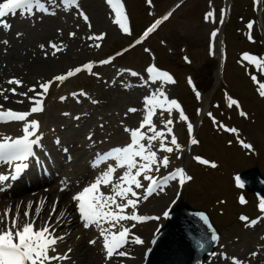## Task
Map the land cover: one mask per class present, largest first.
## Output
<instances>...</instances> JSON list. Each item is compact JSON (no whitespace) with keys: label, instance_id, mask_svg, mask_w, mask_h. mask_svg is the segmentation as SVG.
<instances>
[{"label":"snow or ice","instance_id":"obj_1","mask_svg":"<svg viewBox=\"0 0 264 264\" xmlns=\"http://www.w3.org/2000/svg\"><path fill=\"white\" fill-rule=\"evenodd\" d=\"M151 3V0H148ZM110 6V14L114 17V23L124 33H130L128 15L125 10V5L122 0H106ZM211 4V0H209ZM253 7L258 10H264V0H253ZM24 17L25 20L32 26L36 23L43 24L46 19L58 17L81 18L88 29H92L93 25L89 14L82 7V0H0V49L3 52L8 51L10 44L9 35L12 34V23L9 18L17 16ZM172 15L168 12L166 15L155 20L143 32L141 37L135 41L136 44L141 43L150 33H152L162 21L167 20ZM204 19L214 21V12L209 10L205 13ZM224 22L223 10L220 17V23ZM80 25L76 24V28ZM249 33L253 29V21H248L246 25ZM219 28H215L211 32V37L214 39ZM57 32L62 34L63 30L57 28ZM16 38L24 35L22 31H15L13 34ZM69 36L75 37L76 32L70 31ZM106 33H93L88 36L89 40L101 41ZM249 40H253L251 34L248 35ZM44 50L50 48L53 51H43V55L47 57L49 54L55 56L62 48L67 45L60 41L59 44L54 41H49L48 44L41 43L38 45ZM96 47H100L99 43H95ZM133 45H129L131 48ZM128 49H122L116 53L117 56ZM145 51H150L145 49ZM210 54L215 55V52L210 46ZM241 63L247 62L251 67L257 70V73L264 75V56L251 54L248 51L241 53ZM185 61L189 62L187 56ZM113 60L112 56L98 62L89 61L79 66L71 67L65 72L53 75L49 79L41 78L40 81L29 85L24 84V81L17 76L10 77L6 83L13 85L9 88L0 87V97L4 101H8L9 96L5 93L10 92L14 95L25 97L31 102L28 110H13L5 108L0 104V124L8 122H21L20 134L15 136L3 135L0 136V165H6L8 171H0V192L11 188L12 182H15L26 171L33 162L30 158H36L38 162V152L46 151L42 138L45 132L42 130V123L39 118L33 114H41L45 111L44 99L49 93L50 86L57 82V86L65 82L68 78L74 77L82 70L98 76L94 72V64H107ZM121 73L128 72L131 77L138 78L140 87H148V94L143 95L142 104L139 108L129 107L124 113L127 117L129 113L140 112L142 118L137 122L136 126H129L120 121L124 140L112 142L107 135L103 138L93 139L94 133H87V140L90 142V168L95 172V175L90 182L86 183L79 191L74 192L71 196V201L74 202L75 211L78 213V220L81 222L82 228L85 230H96L98 235L88 241L89 244L96 245L97 240L101 241V252L103 253L104 264H112L113 258H124L130 256L127 246L134 243L144 245L145 241L140 235L132 232L137 226V223H143L149 220H160L169 218L171 215V205H175L180 198V189L186 182L191 181L193 177L189 175L185 168L177 166L169 170L171 159L170 156L180 159L182 153V145L178 143L177 136L173 134V113L178 112V118L182 121H189V117L185 114V110L181 103L176 98H170L166 90L169 84H175L176 80L173 75L157 66L155 58L143 70L144 74L132 69H121ZM119 75V73H118ZM250 79L258 86L257 91L260 97L264 98V81L258 79L256 73H249ZM189 85H192L195 97L200 99L201 93L196 90L192 78L187 80ZM115 83V82H113ZM123 83V81H121ZM23 85L27 90L18 91V86ZM125 88L133 87L130 83H124ZM39 89V90H38ZM32 93V95H29ZM229 106L235 105L239 107V101L231 95L225 93ZM73 97H87L92 100V103H98L93 100L89 94L83 89L79 93L72 92ZM59 99L64 101L65 96H60ZM17 103H23V100H18ZM199 109L197 112L199 113ZM165 113L167 114L165 118ZM242 116L247 113L241 111ZM65 116H70V113H63ZM207 115L212 118L213 123H217L212 112ZM154 117H157L159 122L164 127H158L154 122ZM79 119V117H74ZM220 128H225L223 124L218 125ZM103 128V125H100ZM228 132L235 133L236 128H226ZM55 132L54 129H49ZM187 131L189 134L193 131V124L187 123ZM169 134H171L169 136ZM54 144L61 148L65 153H68L67 147L61 144L59 136L54 137ZM245 149H252L250 143L239 141ZM191 144L195 145L198 140L192 138ZM231 143V141H229ZM161 153H164L161 155ZM69 161L71 155L66 157ZM196 161L204 165L211 163L212 167H216L214 162L203 159L200 155L194 157ZM165 170V174H161V169ZM99 169V171H95ZM235 184L240 188L245 187V181L241 176L234 177ZM8 182V183H6ZM146 182V183H145ZM174 182L175 192L171 199L170 205L165 207L160 215L150 216L140 214L139 205L142 200L147 201L154 193L159 195L165 192V189ZM67 178L61 181L62 189L69 187ZM104 188L110 189L104 191ZM259 195V194H258ZM241 204L246 203L245 196L239 197ZM33 201H29L25 206L24 212L21 214L20 205L15 206L13 212L11 206L6 207L4 212L0 214V264H65L70 262L69 253L73 251L68 247L66 251H59L60 245L65 242L69 236L67 231L58 232L61 224L65 223L66 212L59 211L57 214L56 201L52 202V208L47 218L45 219L41 213L46 203L45 200H39L36 203L33 212ZM258 207L261 213H264V195L259 196ZM207 226L210 230V235L202 233L199 238H194V244L197 249L206 250V244L211 242L219 243L220 235L209 221V217L203 211H198L193 214ZM262 216H257L255 219H249L246 215H241L240 219L246 221L245 227L255 226L260 221ZM70 223V221H69ZM159 232V226L156 229ZM152 244L157 243L154 237ZM219 247L224 249L225 246L220 244ZM258 248L264 250V245H258ZM152 249L148 248L147 252ZM145 253V255L147 254ZM216 258V264H252L251 261L241 258L235 254H229L226 250L213 252L211 254ZM257 251H250L248 256L256 257ZM122 264V262H121Z\"/></svg>","mask_w":264,"mask_h":264},{"label":"rangeland","instance_id":"obj_2","mask_svg":"<svg viewBox=\"0 0 264 264\" xmlns=\"http://www.w3.org/2000/svg\"><path fill=\"white\" fill-rule=\"evenodd\" d=\"M130 19L128 20L130 33H124L120 30L118 25L109 26L108 29L105 27L101 32L106 33L105 37L101 40L103 44L98 48L94 55L86 59V62L106 59L115 50L119 49L123 45L130 43L136 35L148 24L150 20H157L160 17L166 15L171 7L179 0H125ZM147 4L148 9L144 8ZM231 4L233 7L232 18L235 17L237 21L228 23L229 27L226 30V21L228 19L229 11L231 10ZM82 7L87 14L90 16L92 22V29H88L86 24L82 21V32L92 33L100 32L97 26L100 21L102 10L105 8L104 0H82ZM105 10V9H104ZM209 10L214 12V21L205 20V13ZM223 10L224 22L220 23V17ZM172 15L165 21L161 22L159 28L154 31L153 34L149 35L142 44L136 47L132 52L127 54L126 57L117 58L110 61L107 64L95 63L94 72L98 73V76H94L88 73L86 70L81 71L80 74L74 77L68 78L62 84H57L51 89L47 101L45 104V111L43 118H45V131L54 129L55 133L62 137L67 134L69 141H66L74 148H77L78 140H86L87 133L89 131L95 133L93 139L103 138L106 135L111 138L112 142H119V138L115 134L120 128V121H124L126 125L136 126L138 120L141 119V114L129 113L127 117L124 113L129 107L139 108L142 104V97L148 94V87H140L138 78L131 77L128 72L121 73V69H132L139 71L141 74L145 67L152 62L153 57L155 63L159 66L172 70L173 77L176 80L175 84H169L166 88L170 98H176L184 107H189L192 112V107L195 105V101L192 98L186 97L188 82L185 80L186 73H189V67L182 64V58L176 57L178 52L175 51L168 43V37L166 35L176 34V30L173 29L175 26L178 31L186 35L185 44L191 45V51H189L190 63L202 64L208 57L207 45L212 47L215 52L213 57H216L214 62L211 63L210 67H213V74H208L205 69L195 68V72L207 86H211V79L214 81L213 88H209L208 91L201 93L199 101L200 111L203 110L208 112L213 109V116L216 118L217 123H213L211 117L207 116L203 121L201 116L203 115L200 111L196 116L190 117L189 113L185 110V114L189 117V121H182L178 118V112L173 113V134L177 136V141L182 147L183 160L179 162L184 167L194 163L192 156H196L199 153L207 156L211 162L216 164V167L203 166L202 163L195 162L190 168V173L193 177L190 184L185 185L180 189V198L186 199L196 208H204L210 210L209 207L213 204L212 214L215 219V223L220 229H225L224 244L228 245L227 250L230 254L238 255L241 258H245L252 262V264H264V261H260V257H264V250L258 248V245H264V219L259 221V225L256 228L253 226L243 227L242 224L234 226L233 221L237 220V212L249 210L253 212L255 198L252 193L247 192L246 197L248 199L247 206H239L236 202V193L234 189L233 179L234 173L238 174L241 170L254 166L255 164L260 167L264 173V98L260 97L256 91L255 83L250 79V71L239 64V59H242L241 53L248 51L251 54L264 56V34L262 33L258 37L260 29L263 32L264 28V12L261 20L258 21L257 10L253 7V0H184L176 9L170 11ZM105 13V11H104ZM242 21L238 22V17ZM253 21V29L251 33L247 29L246 25L248 21ZM14 18L10 19L13 22ZM66 21V22H65ZM66 17L49 18L44 21L43 24L36 23L32 26L28 22L21 24L25 25L27 31H34L35 29L45 30L47 27L52 25H63L66 27ZM18 21L13 23L12 34L9 35L10 43L13 42L15 37L13 34L15 31H21V28L16 26ZM215 28H219L217 36L213 39L211 32ZM240 28L241 31H245L244 38L251 34L253 40L252 45L248 43H242L238 37L243 36L242 34H234V30ZM68 28L66 33H69ZM107 30V31H106ZM226 34V36H225ZM24 36V35H23ZM225 36V38H224ZM165 39L161 42V40ZM228 42L226 52V64L224 69V78L220 65L223 63L224 56V40ZM19 42L22 38L18 39ZM160 44L165 43V48ZM240 40V41H239ZM18 43L17 40H15ZM156 47V48H155ZM149 49L150 51H145ZM258 49L261 52L255 53ZM167 51V53H166ZM239 51V52H238ZM175 52V55H173ZM193 53V54H192ZM85 62V63H86ZM81 63V61L76 62ZM218 63V66H217ZM248 64L247 62H245ZM72 63L70 65H73ZM82 64V63H81ZM73 67V66H70ZM198 67V66H197ZM250 68L254 69L250 66ZM256 70V69H255ZM119 73V75H118ZM256 73V72H255ZM258 74V73H257ZM212 76V77H211ZM262 75L258 74V79H262ZM223 79L226 84V91L228 95H231L234 99L239 101V107L233 105L228 109L227 105L223 101L227 100L225 93L223 92L221 85ZM123 81V83H121ZM193 81V79H192ZM115 82V83H113ZM124 83H130L133 85L131 88H125ZM195 85V82L193 81ZM192 86V85H191ZM83 89L86 91L93 100H97L98 103L93 104L92 100L87 97H73L72 92L79 93V90ZM65 96L66 99L61 101L60 96ZM220 101V106L214 108L213 102L216 100ZM12 107H14L12 105ZM18 109V108H14ZM21 109V108H19ZM90 110V116H86V112ZM241 111L246 112V116H242ZM70 113V116H65L63 113ZM49 114V116H48ZM79 117L75 119L74 117ZM167 114L165 113V118ZM193 124V131L191 134L187 131V123ZM202 122V124H201ZM223 124L225 128H220L218 125ZM103 125V128L100 127ZM201 125V128H200ZM122 126V125H121ZM158 127H164L163 124H158ZM236 128L238 131L235 133L228 132L226 128ZM200 129V131H199ZM198 135V144H191L192 138L196 139ZM3 135L12 134L7 130L2 131ZM116 132V133H115ZM171 134H169L170 136ZM115 137V138H114ZM244 138L245 143H250L252 149H245L239 142ZM64 139V138H63ZM231 141V143H229ZM90 143V142H89ZM88 143V145H89ZM50 144V143H46ZM59 155V154H58ZM176 163V165H179ZM172 165V167L176 166ZM57 166L56 164L54 165ZM68 167H62V170H67ZM168 190V189H167ZM166 192V191H165ZM175 187L172 189V193L169 196H165V203L159 208L154 209V205L144 206L143 212L160 213L168 203L169 199L174 196ZM224 198L226 204H218L217 201L220 198ZM218 199V200H217ZM178 202V200H177ZM176 202V203H177ZM258 206V204H257ZM219 211V214L217 212ZM256 213L254 212V215ZM69 215V214H68ZM253 216V214H252ZM233 218V219H232ZM152 223L151 229L157 224ZM245 225V224H244ZM242 226V227H241ZM240 227V228H239ZM65 229V226L60 227ZM73 232L78 229L75 224ZM150 229L140 228L136 233L142 236V239L146 241V234ZM76 237L77 234L75 235ZM76 239V238H75ZM153 239V238H152ZM69 243H72V238H69ZM151 243V239L148 240V244ZM65 245L61 248V252L66 251ZM144 245H134L132 253L135 258H132V262L135 264H141L145 253L143 251L147 249ZM66 249V250H64ZM250 251H257L256 257L248 256Z\"/></svg>","mask_w":264,"mask_h":264},{"label":"bare ground","instance_id":"obj_3","mask_svg":"<svg viewBox=\"0 0 264 264\" xmlns=\"http://www.w3.org/2000/svg\"><path fill=\"white\" fill-rule=\"evenodd\" d=\"M105 11V13H104ZM261 14V12H260ZM69 18V17H67ZM25 18L22 17L21 20H24ZM20 20V19H19ZM66 22V21H65ZM112 23V17L110 15V12L108 9H103L100 17V21L98 22L97 26L101 30H103L105 27H109V25ZM23 24V23H22ZM76 24H79L80 27L76 28ZM25 27V25H23ZM21 25V23H18V27L21 28V31L24 33V36L20 37L22 40L19 42L18 39L13 37L14 39V46L11 50H8L6 53L0 50V87L3 88H9L13 85H8L6 81L12 77L17 76L20 77L24 84L31 85L33 83H36L43 79H48L52 77V75L61 74L64 70H66L70 64L76 63L79 61L86 60L92 54L94 53L95 49V43L93 40H89L88 36L92 35V33L96 30H94L92 33L88 32H82L81 27L82 23L78 20V18H75V24L67 22V25L65 28H63V25H56L55 27H48L45 30H39L35 29L34 31H26L25 28ZM57 28H60L63 30V33L60 34L57 32ZM68 28H71L70 31L76 32V36L72 37L69 36L66 33V30ZM108 29V28H107ZM105 30V29H104ZM18 43H16V41ZM49 41H54L59 44L60 41H63L65 45H67L66 48H62L61 51L57 52L55 56L49 54L47 57L43 55V51H48L51 53L53 50L50 48H46L44 50L39 48V44L44 43L48 44ZM27 89L21 85L18 86V91H26ZM9 96L8 101H4L2 97H0V104H3L5 108H10L12 105L18 106V107H27V109L30 108L31 102L28 101L25 97H21L18 95H14L10 92L5 93ZM29 95H32V93H29ZM18 100H23V103H17ZM29 107V108H28ZM139 113V111H138ZM37 118L43 117L42 114H33ZM49 116V114H48ZM45 120V118H43ZM46 122V121H45ZM18 122H11L7 123L8 126L6 130H12L16 133L19 131H15L18 128ZM123 126L120 125V128ZM116 133V132H115ZM117 136V139L120 137H124V134L122 131L118 130V133L115 134ZM115 138V137H114ZM68 138L67 134L64 136V140L66 141ZM76 142L78 141V147L73 151L72 154V163L66 166H72V168L68 169V171H65L67 174L66 178L71 181V184L68 188L64 189V193L62 194V200L60 205H56L57 208V214L59 211H65L66 216L69 213L70 215L67 216L68 219L63 218L65 220L64 224L61 225H68L65 228V231L69 233V238H72V243L68 244L66 249L68 247H71L73 251L69 253V256L71 257L70 262H65V264H104L103 261V253L101 252V241L97 240L96 245L89 244L88 241L90 239H93L98 235L96 230H85L82 228L81 223L78 220V213L74 210H72L71 199H68L69 196H71L74 189L82 187L86 184V182L89 180V178H93V170L88 167L90 162V151L91 149L88 147L86 140H78L74 138ZM88 160V162H86ZM60 164L64 163L62 159L58 160ZM65 166V165H61ZM42 171L44 170V167L40 168ZM65 179V178H64ZM51 189V188H50ZM106 192L110 189L104 188ZM48 193H45L41 196H34L37 198H49L46 201L41 215L46 219L49 212L52 208V197H44L45 195L51 194L52 196L55 195L54 191L48 190ZM76 192V191H75ZM71 194V195H70ZM155 195V194H154ZM153 195V196H154ZM68 196V197H67ZM23 199V201H19ZM36 199V198H34ZM155 199V198H154ZM31 201L29 197L25 196L23 198L17 199L12 204L11 202L4 200L2 198V201L0 202V214H2L6 207L11 206L13 212L16 210L15 205H20V212L21 214L25 210V206L27 204H23L26 202ZM164 198H159L153 200V198L148 201L146 206L154 205L155 202L157 204L154 205V209L159 208L162 204L165 202ZM36 203H33V212L35 209ZM74 207V205H73ZM154 212V211H152ZM70 221V223H69ZM76 224L78 226V229L76 231H72V227ZM60 225V226H61ZM152 222L148 224H141L139 225L140 228H148L150 229L148 233L146 234V240L148 241L155 230L151 229ZM77 234L78 237L75 235ZM67 237V239H68ZM76 238V239H75ZM146 241V242H147ZM148 243V242H147ZM65 245V242L62 243L60 246ZM146 248V247H145ZM119 258L114 257L113 261H116ZM114 264H121V260L114 263ZM123 264V263H122ZM132 264V263H128Z\"/></svg>","mask_w":264,"mask_h":264},{"label":"water","instance_id":"obj_4","mask_svg":"<svg viewBox=\"0 0 264 264\" xmlns=\"http://www.w3.org/2000/svg\"><path fill=\"white\" fill-rule=\"evenodd\" d=\"M258 170L255 171L250 170L246 173H243V178L249 180L255 179L260 180ZM251 175V178L248 176ZM250 185L247 187L250 189H254V186H251V181H249ZM198 211L192 209L188 204L181 203L172 213V219L166 225L164 232L172 233L169 237L163 238L159 245L156 247L153 252L152 258L155 262L166 261L168 264L171 261L182 260L184 262L182 264H187L190 262L193 256V245L194 238H199L200 233H207L210 235V230L207 229V226L204 225L198 217L193 214ZM190 224H192V228H190ZM214 227V226H213ZM204 229V231H202ZM202 231V232H201Z\"/></svg>","mask_w":264,"mask_h":264}]
</instances>
